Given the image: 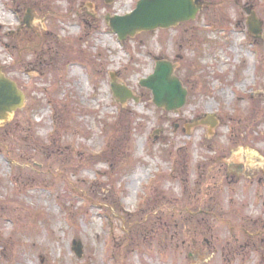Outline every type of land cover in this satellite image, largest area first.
I'll return each instance as SVG.
<instances>
[{
  "label": "rangeland",
  "instance_id": "374dc122",
  "mask_svg": "<svg viewBox=\"0 0 264 264\" xmlns=\"http://www.w3.org/2000/svg\"><path fill=\"white\" fill-rule=\"evenodd\" d=\"M138 1L0 0V70L25 95L0 122V264H264V0L119 41L105 18ZM156 59L176 112L139 86Z\"/></svg>",
  "mask_w": 264,
  "mask_h": 264
},
{
  "label": "water",
  "instance_id": "95a60500",
  "mask_svg": "<svg viewBox=\"0 0 264 264\" xmlns=\"http://www.w3.org/2000/svg\"><path fill=\"white\" fill-rule=\"evenodd\" d=\"M113 0H107L110 3ZM200 9L193 0H139L135 9L125 16L106 18L109 28L119 40L133 37L137 33L167 29L178 23L193 20ZM248 19L249 31L256 35L260 33L261 23L254 14ZM31 13L25 17V24L29 26ZM264 40V36H262ZM174 69L170 62L158 61L152 75L140 81V86L151 91L153 104L166 111H177L185 104L186 91L180 81L173 75ZM113 95L124 103L132 98L131 93L122 86L112 85ZM25 102L23 92L15 82L8 79L0 70V122L7 121L9 116L22 109ZM73 251L81 256V246L73 242Z\"/></svg>",
  "mask_w": 264,
  "mask_h": 264
},
{
  "label": "flooded vegetation",
  "instance_id": "af4514ba",
  "mask_svg": "<svg viewBox=\"0 0 264 264\" xmlns=\"http://www.w3.org/2000/svg\"><path fill=\"white\" fill-rule=\"evenodd\" d=\"M194 1H196V2H198V3H200V1L199 0H194ZM229 175V173L227 174V176ZM234 210H236V206H234ZM221 211H224L223 209H220L219 208V210H216V215L214 214V217H218V215L220 216V217H223V212H221ZM228 213H229V211L228 210H226ZM231 213V212H230ZM199 224V223H198ZM199 239H200V236H197V237H195L194 238V240H195V243H199L200 241H199ZM205 240V239H204ZM233 241V240H232ZM229 244H230V242H228ZM230 248L232 249V250H228L227 252H229V253H233V254H235L236 253V251L234 250L235 248H233V246H231L230 245ZM199 249H201V250H199V251H195L193 254H195L196 255V257L198 258V264H205V263H210V261H212V260H214V257H213V255L212 256H205L204 254H203V250H202V248H200L199 247ZM222 257H223V259L225 260V256L224 255H222ZM214 264V263H213ZM224 264V263H223Z\"/></svg>",
  "mask_w": 264,
  "mask_h": 264
},
{
  "label": "trees",
  "instance_id": "16d2710c",
  "mask_svg": "<svg viewBox=\"0 0 264 264\" xmlns=\"http://www.w3.org/2000/svg\"><path fill=\"white\" fill-rule=\"evenodd\" d=\"M125 126H126V123H120V124H119V127H120L119 130H126L127 127H125ZM114 133L116 134L117 132L114 131ZM115 134H114V135H115ZM109 143H110V142H109Z\"/></svg>",
  "mask_w": 264,
  "mask_h": 264
}]
</instances>
